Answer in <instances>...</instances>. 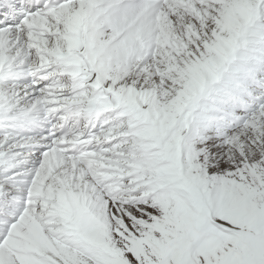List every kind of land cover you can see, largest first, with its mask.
Instances as JSON below:
<instances>
[{
    "label": "snow or ice",
    "instance_id": "snow-or-ice-1",
    "mask_svg": "<svg viewBox=\"0 0 264 264\" xmlns=\"http://www.w3.org/2000/svg\"><path fill=\"white\" fill-rule=\"evenodd\" d=\"M0 264H264V0H0Z\"/></svg>",
    "mask_w": 264,
    "mask_h": 264
}]
</instances>
